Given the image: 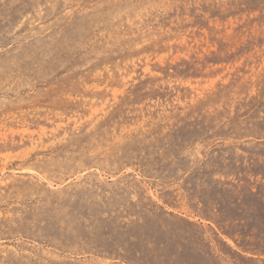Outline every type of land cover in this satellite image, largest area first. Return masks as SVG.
<instances>
[{"label": "rangeland", "instance_id": "obj_1", "mask_svg": "<svg viewBox=\"0 0 264 264\" xmlns=\"http://www.w3.org/2000/svg\"><path fill=\"white\" fill-rule=\"evenodd\" d=\"M0 264H264V0H0Z\"/></svg>", "mask_w": 264, "mask_h": 264}]
</instances>
